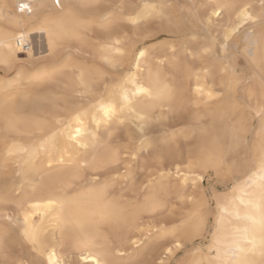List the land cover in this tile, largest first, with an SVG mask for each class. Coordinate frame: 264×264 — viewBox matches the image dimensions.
<instances>
[{
	"label": "snow or ice",
	"instance_id": "snow-or-ice-1",
	"mask_svg": "<svg viewBox=\"0 0 264 264\" xmlns=\"http://www.w3.org/2000/svg\"><path fill=\"white\" fill-rule=\"evenodd\" d=\"M30 29L43 64L18 59ZM0 48L4 164L26 176L0 190V264H264V0H0ZM168 118L186 157L147 135Z\"/></svg>",
	"mask_w": 264,
	"mask_h": 264
},
{
	"label": "bare ground",
	"instance_id": "bare-ground-1",
	"mask_svg": "<svg viewBox=\"0 0 264 264\" xmlns=\"http://www.w3.org/2000/svg\"><path fill=\"white\" fill-rule=\"evenodd\" d=\"M8 2L15 3L16 0H8ZM46 2H53V0H46ZM127 2L136 3V4H142L146 2V0H127ZM150 2L154 3H181L185 6L193 3H199L201 0H150ZM253 4L259 8L260 0H251ZM18 11V10H17ZM158 23V22H157ZM214 35L216 33H213ZM19 35V33H17ZM159 39H167L169 38V34L161 32L158 34ZM160 36H163V38H160ZM24 41L27 42L30 46L26 50V52H18L17 56L20 60H26L31 59L33 62L35 59L39 57H45V55H48V34L47 32H42L39 30H28L24 33ZM7 51L6 48H0V52ZM24 53V57H20L19 54ZM5 75L0 74V79H4ZM53 91V89H47L44 92H40L37 94H32L26 97L19 98V103L23 109L26 110L27 114L33 115V116H48L49 110L47 108V105H45L44 100L42 99L43 96H46L50 94ZM59 118V117H58ZM179 125L182 121L176 118H168L160 122L153 123L148 129H147V135L156 142V145L160 151V153L164 156H167L169 153H175L176 159H179L181 155L187 156L188 150L190 147V144L187 140H185L183 137H172L170 134L172 132V127H174L175 124ZM178 127V126H177ZM183 127V123L181 125ZM180 127V128H181ZM176 128V127H175ZM103 128H101V131ZM15 135V134H13ZM16 140L18 142L30 144L33 140L32 137L28 135H16ZM5 159V147H4V140H3V130L0 128V190H3L5 188L12 190H20L21 185L25 184L26 176L23 174L21 168L17 167L15 164H4ZM11 159V158H9ZM142 163V158H141ZM165 164L167 165V168H171L173 171L175 169V165L172 163L171 160H165ZM165 168L164 170H167ZM139 167L137 165H133V170L131 173V178L128 181V184L131 185L132 181L135 180L137 183L140 182V178H138L139 174ZM140 176V175H139ZM144 176V175H143ZM142 178V174H141ZM38 180V177H37ZM35 182L27 184V191L32 192L33 186ZM224 192H227L229 194L232 193V187L231 185L227 186L226 190ZM224 192H218V193H224ZM120 190L118 189L116 192V196H120ZM35 195L37 197L42 195V192L40 191V188L36 186ZM236 196L240 197L241 192L237 190ZM216 208V205L214 209ZM225 215V227L231 228L235 226L236 222L235 217H229L228 213H224ZM228 220H232L233 224H228ZM139 235V234H137ZM133 238H136L134 236ZM148 244H151V241H146Z\"/></svg>",
	"mask_w": 264,
	"mask_h": 264
},
{
	"label": "rangeland",
	"instance_id": "rangeland-1",
	"mask_svg": "<svg viewBox=\"0 0 264 264\" xmlns=\"http://www.w3.org/2000/svg\"><path fill=\"white\" fill-rule=\"evenodd\" d=\"M160 38H163V36H160ZM19 56H20V57H24L25 54H24V53H20ZM46 57H47V55H45V57H39V58L35 59V60L33 61V63H34V64H43L44 59H45ZM84 59H89V57H88V56H84ZM0 74L5 75L4 72H3L2 70H0ZM181 125H182V123H181V124L179 123V125H178V123H177V124L174 125V127H176V128L178 129V128L181 127ZM177 126H178V127H177ZM172 129H173V127H172ZM141 174H142V178H141ZM139 175H140V176H139ZM143 175H144V176H143ZM145 175H146V174L139 172V174H138V178H140V181L143 180V179L145 178ZM203 183L205 184V187L208 186V180H207V179H206ZM212 186H213V188L215 189L216 192H224V191L226 190V188H227L224 184H216L214 180H213V182H212ZM212 207H213V209H214V207H215V203H213Z\"/></svg>",
	"mask_w": 264,
	"mask_h": 264
},
{
	"label": "built area",
	"instance_id": "built-area-1",
	"mask_svg": "<svg viewBox=\"0 0 264 264\" xmlns=\"http://www.w3.org/2000/svg\"><path fill=\"white\" fill-rule=\"evenodd\" d=\"M29 46H30V45H29L27 42L24 41V42H23V45H22V47H23V49H24L23 52H26V50L29 48Z\"/></svg>",
	"mask_w": 264,
	"mask_h": 264
}]
</instances>
